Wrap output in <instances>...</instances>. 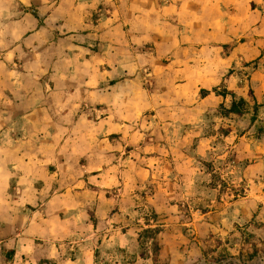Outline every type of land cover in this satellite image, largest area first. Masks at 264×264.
<instances>
[{"label": "rangeland", "instance_id": "374dc122", "mask_svg": "<svg viewBox=\"0 0 264 264\" xmlns=\"http://www.w3.org/2000/svg\"><path fill=\"white\" fill-rule=\"evenodd\" d=\"M0 264H264V0H0Z\"/></svg>", "mask_w": 264, "mask_h": 264}, {"label": "trees", "instance_id": "16d2710c", "mask_svg": "<svg viewBox=\"0 0 264 264\" xmlns=\"http://www.w3.org/2000/svg\"><path fill=\"white\" fill-rule=\"evenodd\" d=\"M201 91L202 93L207 92L205 89H202ZM216 93L222 96H226L227 94H229L225 89L216 91ZM231 96H232V99H231L230 105L228 107L221 106L220 113L223 115H228L230 113L243 114L247 109V103L245 99H243L242 97L235 98L233 94H231ZM254 107L256 108L257 105H255ZM252 117L254 118L255 115Z\"/></svg>", "mask_w": 264, "mask_h": 264}]
</instances>
